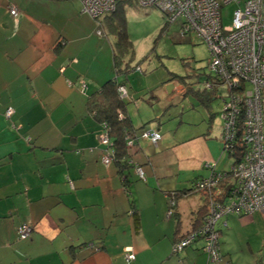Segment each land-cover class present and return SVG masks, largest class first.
<instances>
[{
    "label": "crops",
    "instance_id": "crops-1",
    "mask_svg": "<svg viewBox=\"0 0 264 264\" xmlns=\"http://www.w3.org/2000/svg\"><path fill=\"white\" fill-rule=\"evenodd\" d=\"M94 22L79 0H0V264H211L202 239L176 254L172 246L204 211L205 197L192 181L207 176V163L217 170L222 156L217 95L192 91L201 111L160 130L147 121H164L162 108L127 86L135 133L156 128L161 136L157 144L138 139L131 150L145 179L104 164L87 99L113 78L115 39L97 36ZM166 86L167 100L189 90ZM175 190L182 194L167 215L166 193ZM222 222L221 259L212 264H264V212ZM21 224L31 226L25 238L18 237ZM126 247L135 254L130 262Z\"/></svg>",
    "mask_w": 264,
    "mask_h": 264
},
{
    "label": "built area",
    "instance_id": "built-area-1",
    "mask_svg": "<svg viewBox=\"0 0 264 264\" xmlns=\"http://www.w3.org/2000/svg\"><path fill=\"white\" fill-rule=\"evenodd\" d=\"M80 2L81 11L97 24L116 8V0ZM232 2L240 5L241 0H136L138 5L160 10L169 24L179 19L181 36L191 33L205 42L208 47L206 66L212 77L204 83L205 87L213 90L222 83L229 91L228 96L222 98L221 142L223 152L239 157L231 167L234 187L221 202L217 201L216 195H220L221 190H217L216 185L225 173L212 172L194 182L192 189L205 191L207 195V213L199 226L174 241L172 246V252L176 254L196 238L203 239L207 262L211 264L221 259L216 228L218 220L226 214L238 216L264 212V0H243L242 6L233 10L231 23L224 26L221 7ZM8 9L13 17L18 15L15 5H9ZM117 91L121 98L132 99L126 84L119 85ZM4 114L9 117L12 109L6 108ZM125 138L126 148L132 150L140 138L156 144L160 134L154 128L144 129L134 136L126 134ZM99 140L107 146L102 162L108 165L114 155L108 129L99 134ZM212 166L214 163L207 164V167ZM134 171L140 179H145L139 165L135 164ZM166 197L167 215H170L176 198L172 192ZM30 231V225L21 224L17 228L18 237L25 238ZM124 258L127 262L135 259L132 247H126ZM224 264L230 263L226 261Z\"/></svg>",
    "mask_w": 264,
    "mask_h": 264
},
{
    "label": "rangeland",
    "instance_id": "rangeland-1",
    "mask_svg": "<svg viewBox=\"0 0 264 264\" xmlns=\"http://www.w3.org/2000/svg\"><path fill=\"white\" fill-rule=\"evenodd\" d=\"M7 1L14 2V0ZM242 1L240 5L232 2L221 7L224 26L231 23L232 12L235 8L242 6ZM179 23L178 19L174 23L166 24L165 15L152 6L138 4L125 6L123 27L132 44V55L122 53L124 51L121 50L118 54H120L122 65L127 63L129 68L139 65L141 71H132L131 68H128L126 74L119 75V78L125 80L134 96L140 101L143 100L142 102L146 104H149L150 101L153 108H162L159 115L160 118H165L164 121L158 122L154 117L147 121L154 125L158 123L161 126L160 130H163L168 123L175 121L174 119L187 120L188 115L195 116L196 114L193 112L201 111L202 108L198 103L195 104L196 99L191 92L206 91L204 81L210 75L206 66L208 58L206 43L195 35L190 38L181 36L178 32ZM94 24L97 36L113 42L114 34H111L104 24L103 34L98 32L101 28H98L96 21ZM163 26L164 29H162ZM170 82L183 84L186 89H189L187 94L185 92L167 100L166 85ZM214 92L217 98L213 101V107L215 108L216 125L219 128L223 124L221 118L222 98L228 96L229 91L224 84L220 83L215 86ZM221 155L217 162V169L228 170L233 160L223 152Z\"/></svg>",
    "mask_w": 264,
    "mask_h": 264
},
{
    "label": "trees",
    "instance_id": "trees-1",
    "mask_svg": "<svg viewBox=\"0 0 264 264\" xmlns=\"http://www.w3.org/2000/svg\"><path fill=\"white\" fill-rule=\"evenodd\" d=\"M136 4H137L136 0H116L115 10L110 12V13L105 14L101 19H99V21H98L99 24H97V26H98V28H101L100 32L102 33L103 32L102 27L106 26V28L111 32V34L113 33L114 37H115V42L113 44V49H112L113 78L104 82L101 85V87L98 90H96L94 93L90 94L88 99H87V106L89 108V111L91 113H93L94 118H96V120L99 122V125H100L99 130H98V141L104 147V149L107 148V146L105 144L100 142L99 134L101 132H103L104 130L108 129V135H109V138L112 142V149L114 152L112 162H114L118 166L120 173H122L123 169H125V168L134 169L135 164H136L132 159L131 150H128L126 148V145H125L126 144V138H125L126 134H130L133 136L135 134V128L132 127L129 118L126 115V105L129 102H128L127 98H125V99L121 98L118 94V91H117V88L119 85L126 84L125 80L119 78V75H121V74L124 75V73L126 74L128 68H129L127 63L122 65V60H121L120 54H118V52L121 50V51H124L122 53H126V54L129 53L132 55V44L128 40L127 35L124 31V27H123L124 21H125V6L126 5H136ZM166 24H169L167 22V20H166ZM162 29H164V26ZM178 32H179V30H178ZM192 35H194V34L189 33V34L184 35V37L186 36V37L190 38V37H192ZM135 67L136 66L130 67L131 69L130 68L129 69L133 70ZM207 80H205L204 83ZM187 90H188V88H187ZM204 92H202V93H204ZM136 143H137V140L134 143V145ZM221 151H222V142H221ZM223 153H225L228 157H231L233 160L229 166V169L228 170H218V169L216 170L215 169V163H214V166L208 167L209 173L207 174V176H208L212 172L225 173L224 177L216 185L217 190H221V193H220V195H216V194L215 195L217 197V201H221V202L226 200V197L229 195L230 191L234 187V184H233L234 177H233V172H232L233 170L231 167L236 162L239 161L238 160L239 157H237L236 155H228L226 152H223ZM211 163H213V162H211ZM204 177H206V176H204ZM204 177H200V178L193 180L192 184L194 182H196L197 180H200ZM123 184H124L123 186L125 187L124 188L125 191L128 193V182L126 181V177H124ZM196 192L203 193V195L205 197V204L203 207L204 211L202 213V217L200 219V222L197 225V226H199L203 222V219L207 213V200L208 199H207V195H206L205 191L197 190ZM172 193H174L176 199L182 194V192L177 191V190L172 191ZM131 212H132V210H131ZM227 215H230V214L224 215L223 218L221 220H218L217 224H216V228L219 231L217 240H218V248H219L220 254H221V250H220V244H219V235H220L219 224L222 222L224 217H226ZM231 215H235V214H231ZM224 222H222L223 225H225ZM197 226H195L191 229H194ZM190 230H188L187 232H189ZM186 233H184L180 237L184 236ZM180 237H178L176 240H178ZM196 240H198V238H196L192 243H194ZM202 241H203V239H202ZM203 245H204V241H203ZM229 263L232 264L231 262H229Z\"/></svg>",
    "mask_w": 264,
    "mask_h": 264
},
{
    "label": "clouds",
    "instance_id": "clouds-1",
    "mask_svg": "<svg viewBox=\"0 0 264 264\" xmlns=\"http://www.w3.org/2000/svg\"><path fill=\"white\" fill-rule=\"evenodd\" d=\"M136 66H139V65H136ZM153 129V128H152ZM154 129H156V128H154ZM157 131H158V129H156ZM159 132V131H158ZM159 134H160V132H159ZM160 136H161V134H160ZM159 141V140H158ZM157 144V143H156ZM208 164V163H207ZM167 194V193H166Z\"/></svg>",
    "mask_w": 264,
    "mask_h": 264
}]
</instances>
